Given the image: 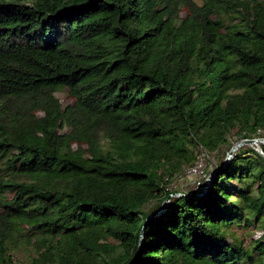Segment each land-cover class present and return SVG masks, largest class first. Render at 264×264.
Segmentation results:
<instances>
[{
	"label": "trees",
	"instance_id": "trees-1",
	"mask_svg": "<svg viewBox=\"0 0 264 264\" xmlns=\"http://www.w3.org/2000/svg\"><path fill=\"white\" fill-rule=\"evenodd\" d=\"M234 131L264 136V0H0V264H264V144L140 245Z\"/></svg>",
	"mask_w": 264,
	"mask_h": 264
},
{
	"label": "rangeland",
	"instance_id": "rangeland-1",
	"mask_svg": "<svg viewBox=\"0 0 264 264\" xmlns=\"http://www.w3.org/2000/svg\"><path fill=\"white\" fill-rule=\"evenodd\" d=\"M56 96L62 102L63 105L73 103L72 97L69 95L68 91L66 90L58 91L56 93ZM157 116L166 123H170L174 119V117L166 116L165 113H158ZM245 139L246 138H242L238 136L236 134V131H234L229 138V142L216 151H210L209 149L205 148L203 145H200L195 151V157H197L196 164L193 165L191 168H188L189 166H187L185 168L186 170L184 169L185 171L183 170L182 173L178 174L172 180V183L170 185V188L174 190V193L171 194L172 197L180 196L179 194H186L191 190H196L202 184V182H205V180H207L211 176L212 174L211 171L217 168V166L220 164L221 161L228 160V156L232 148L238 142H241ZM259 139H260L259 143L245 142L240 146L239 149L253 148L258 151L260 150L261 144H264V136L260 137ZM77 147H78L77 144H74V148ZM238 150H236V152ZM154 205L155 204L153 205L151 204L147 206L146 211L152 209ZM238 232L240 233L241 230H238ZM28 253L29 252L26 249H23V252H20L18 256L19 257L23 256L24 258H26Z\"/></svg>",
	"mask_w": 264,
	"mask_h": 264
},
{
	"label": "water",
	"instance_id": "water-1",
	"mask_svg": "<svg viewBox=\"0 0 264 264\" xmlns=\"http://www.w3.org/2000/svg\"><path fill=\"white\" fill-rule=\"evenodd\" d=\"M245 142L259 143V142H260V139H259V138H256V139H248V138H246L245 140H243V141H241V142H238V143L232 148V150L230 151L229 156H228V160L231 159V158L234 156V153L236 152V150H238V149L240 148V146H241L243 143H245ZM258 151H259L260 153L263 154V151H262L261 147H260V150H258ZM211 177H212V176H211ZM211 177H210L209 179H211ZM179 195H180V196H185V194H179ZM171 197H172V195H170L169 198L166 199V200L163 202V204L160 206L159 209H157L155 212H153V213H152L151 215H149V217L147 218V220H146V222H145V224H144V226H143L142 232H141L140 245H141V243H142V241H143V238H144V230H145V227H146V225H147V221H148L150 218H152V217L158 215L159 213H161L162 211H164V210L166 209L167 205L169 204V202H170V198H171ZM137 255H138V254H137ZM137 255H136L135 257H137Z\"/></svg>",
	"mask_w": 264,
	"mask_h": 264
}]
</instances>
